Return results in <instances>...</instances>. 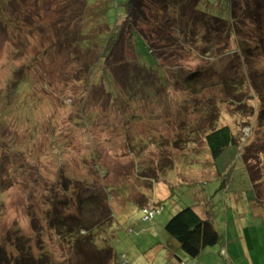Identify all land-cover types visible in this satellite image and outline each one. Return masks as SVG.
<instances>
[{
	"label": "rangeland",
	"instance_id": "rangeland-1",
	"mask_svg": "<svg viewBox=\"0 0 264 264\" xmlns=\"http://www.w3.org/2000/svg\"><path fill=\"white\" fill-rule=\"evenodd\" d=\"M95 1L100 0H89ZM125 1L110 0L106 19L111 26L125 16ZM85 3L83 0L42 3L43 18H37L34 24L25 21L28 14L34 13L30 4H26L15 13L20 28L8 34L0 29V189L6 190L0 199L3 205L0 245L3 238L15 241L13 244L9 241L7 248L18 256L17 240L30 241V236V244L39 253L43 244L71 264H85L84 254L73 253L76 243L68 246L53 237L51 223L57 222L63 213H70L75 221L90 228L102 223L100 241L115 250L116 263L179 264L175 246L181 248V245L165 228L179 205L205 203L211 196L216 218H223L232 201L237 204L244 198L250 200L247 194L251 192L255 196L256 189H264V184L260 185L264 182L261 180L264 179V125L259 122L260 95L264 96V53L261 52L264 48L257 53L260 62L250 60L247 64L249 80L244 64L237 60L235 45L236 49L231 48L233 52L229 55L217 58H203L193 52L184 54L179 63L186 70L197 66L205 69L209 65L214 69L203 70L205 75L194 90L170 87L174 112L168 103L160 104L155 96L158 83L147 79L146 88L138 90L140 96L148 91L149 94L129 101L131 110L136 107L142 117L131 118L125 101L124 109L118 104L121 102L107 101L110 95L105 80H100V86L90 92V85L99 79L90 85L76 80L79 61L66 52L67 57L62 58L64 52L58 45L67 34L65 21L76 25L84 13L81 19L87 29L82 27V31L92 27L86 19L96 11ZM200 8L224 18L231 17L229 0H201ZM259 14L264 17V10H259ZM62 16L65 19L59 24ZM242 26L253 44L261 41V34L257 30L252 32L257 29L256 24L242 23ZM133 41L141 63L153 65L154 55L142 36L137 33ZM129 50V57L134 60V50ZM257 54L253 53L254 57ZM22 66L29 67L30 72L20 73L18 69ZM220 72L225 76L222 84L216 75ZM260 72L261 75H256ZM22 73L26 77L17 79ZM29 76H33V82ZM13 79L17 82L11 89L12 101L7 100L4 90ZM253 81L262 84L257 85L263 94L252 85ZM25 82L35 85L37 92L32 88L33 91L22 94L27 89ZM210 104H215V108ZM122 110L125 111L120 114ZM223 122L232 123L241 147L239 153L235 151L234 156L225 157L220 170L210 154L205 133ZM179 123L185 124L182 135L185 143H181L184 148L161 145L163 136L176 139L181 131ZM194 127H202L196 138L190 132ZM144 144L145 148L141 146ZM252 177L258 180L254 184ZM229 178V186L223 188ZM261 197L264 199V192L254 198L257 203L252 205L258 207ZM83 205L85 208L80 210ZM158 209L154 215L150 214ZM55 231L60 235L57 228ZM169 238L173 247L167 243ZM181 252L186 257L180 260L181 264H200L204 257L214 255L209 249L193 259ZM64 257L58 264H62Z\"/></svg>",
	"mask_w": 264,
	"mask_h": 264
},
{
	"label": "trees",
	"instance_id": "trees-1",
	"mask_svg": "<svg viewBox=\"0 0 264 264\" xmlns=\"http://www.w3.org/2000/svg\"><path fill=\"white\" fill-rule=\"evenodd\" d=\"M52 1L0 0V29H3L5 34H8L10 31L20 28V19L15 13L18 12L16 11L17 9H22V6L26 4H30V9L33 8L34 16L30 11L31 13L28 14V18L25 21L34 24L37 18L40 19L42 17V3H50ZM83 2H86L84 4L86 6L94 7V11H96L92 17L89 16L86 19V21L90 20L89 23H91L92 27L87 32L82 31V27L86 28L85 23H82L84 13L81 15L82 19L80 18L79 21H76V25L65 21L63 27L67 34L65 33L58 45L62 48L61 52H64L62 58L67 57L66 52L69 57L73 56L79 61L80 69L77 72L76 80L90 85L94 79H99L90 85V92L95 87L100 86V80H105L109 87L108 93L110 95L107 101L115 102L116 100L117 103L121 102L118 104L123 109L126 102L128 105L127 112L131 118L142 117L136 107H132L131 110L130 106L132 104L129 101L149 94V91H146L147 94L142 93L140 96L138 90L142 87L146 88L145 81L147 79L151 83H158L155 96L158 97L160 104L168 103V106L172 108L171 111L174 112L176 109L175 107L173 108L174 103L171 100L173 96L170 87L177 90L182 88L194 90L197 82H200L201 77L205 75V71L214 69L209 65L210 67L205 68L206 70L203 67L202 69L199 68V66L191 71L186 70V67L179 62L184 58V54L188 55V52L191 54L192 52L197 53L203 58H217L229 55L233 52L231 48L237 46L239 55L237 60L244 64L248 80L251 78L247 69L248 62L250 60L261 61L257 53L264 48L262 46V43H264V17L259 14V10H264V0H229L230 18H224L202 10L200 8L201 0H126L123 3L125 16L118 18L115 26H111L108 19H106L110 0H100L94 3L89 2V0H83ZM36 6L38 9L35 11ZM40 7L41 9H39ZM64 19L65 17L62 16L58 20L59 24H62ZM246 19L247 22L245 21ZM242 23L256 24L257 29L252 32L257 30L261 34L259 35L261 41L253 44L252 40L248 39L247 30L242 26ZM137 33L146 41L150 52L154 55L155 63L150 67L144 65L138 59L133 41ZM242 35H245V38ZM129 47L134 50V60L129 57V49H132ZM73 50H75V53H72ZM44 51L46 52L47 50L44 49ZM261 52L264 53V49ZM253 53L257 55L254 57ZM29 69L27 66H22L18 71L20 73L23 71L30 72ZM216 75H218L219 83L222 84L225 76L221 72ZM256 75H261V72ZM24 77L26 76H23L22 73V76H18L17 79L21 80ZM29 77L30 82H33V76ZM16 82L17 80L13 79L9 83L8 89L4 90L7 100H14V91L11 89ZM257 84L260 83L254 81L252 83L260 90L261 88ZM23 85L27 89L22 94L24 92L27 93L28 90L33 91L32 88L35 89V85L32 86V83L28 84L25 82ZM260 97L262 105H260L259 109V122L264 125V96L260 95ZM126 98H128V101ZM213 103L215 102L213 101ZM119 106L117 105L118 108ZM211 108H215V104ZM124 111H120V114ZM181 124L179 123V125ZM179 129L181 131L177 134L175 140L173 136L165 137L162 135L165 143L163 141L160 142L161 140L158 142L167 147L173 144L175 149L184 148L181 143H185L182 136L186 130L185 124L181 125ZM200 131H202V127L199 129L194 127L190 132L196 138L199 136ZM170 138L171 143H168ZM205 141L209 146L211 156L217 162L220 170L224 166L225 157L231 156L235 151L239 153V148L241 147L237 135L233 132L231 122H223L217 128L207 129ZM141 146L145 148L146 144ZM130 147L136 149L135 144L131 145L130 143ZM138 149L142 151L141 147ZM165 168L163 171H165ZM231 175L229 176L231 177ZM230 179L222 185L223 188L229 186L228 182ZM256 181L258 180L252 177L253 184ZM261 184H264V182ZM184 185L187 186L186 184ZM254 187L256 188L257 185H254ZM5 191L2 188L0 189V199L4 196ZM256 192L259 195L264 192V189H256ZM210 199L211 196L208 197V201L205 203L179 205L177 212L165 226L167 232L179 241L182 250L193 259L198 257L205 249L211 248L225 240V237L217 229L214 205ZM160 206L162 207V205ZM83 208H85L84 205L80 207V210ZM0 209H3L2 203H0ZM70 215L73 214L63 213L57 222L51 223V226L54 225L53 237L68 244V246L72 245L70 244L71 242L76 243L77 249H74L73 253L74 255L84 254L85 264H119L115 262L116 254L111 245L103 246L104 242L100 241L102 240V231H100L102 223L90 228V225L75 221ZM56 228L60 235L56 233ZM28 238L32 240L30 236ZM3 239V243L0 245V264H58L64 257L60 253L53 254L54 251L48 250L43 244H40L41 252L39 253L30 244L31 240L23 241L21 239L16 242L19 255L14 256L7 246L9 241L12 244L15 241ZM69 253H72V249L67 252L68 255ZM179 257L176 255L178 261L181 259ZM78 258L81 259L82 257L80 258L79 256ZM64 261H66L65 257L62 264H71L70 260Z\"/></svg>",
	"mask_w": 264,
	"mask_h": 264
},
{
	"label": "crops",
	"instance_id": "crops-1",
	"mask_svg": "<svg viewBox=\"0 0 264 264\" xmlns=\"http://www.w3.org/2000/svg\"><path fill=\"white\" fill-rule=\"evenodd\" d=\"M247 195L250 200L244 198L237 204L232 201L223 212V218H216L217 229L225 240L209 248L211 255H214L204 257L205 260L200 264H264V199L259 200L257 207L252 205V202L257 203L254 200L258 196L257 192L255 196L251 192ZM167 243L173 247L172 238ZM175 249L176 255L181 258L178 261L181 264L180 260L186 257L181 252L182 248L175 246Z\"/></svg>",
	"mask_w": 264,
	"mask_h": 264
},
{
	"label": "built area",
	"instance_id": "built-area-1",
	"mask_svg": "<svg viewBox=\"0 0 264 264\" xmlns=\"http://www.w3.org/2000/svg\"><path fill=\"white\" fill-rule=\"evenodd\" d=\"M158 211H159V210H151V211H150V214H151V215H154V214L157 213ZM194 264H195V263H194Z\"/></svg>",
	"mask_w": 264,
	"mask_h": 264
}]
</instances>
